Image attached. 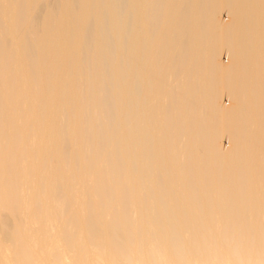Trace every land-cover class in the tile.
I'll use <instances>...</instances> for the list:
<instances>
[{
    "label": "bare ground",
    "instance_id": "bare-ground-1",
    "mask_svg": "<svg viewBox=\"0 0 264 264\" xmlns=\"http://www.w3.org/2000/svg\"><path fill=\"white\" fill-rule=\"evenodd\" d=\"M0 264H264V0H0Z\"/></svg>",
    "mask_w": 264,
    "mask_h": 264
},
{
    "label": "rangeland",
    "instance_id": "rangeland-1",
    "mask_svg": "<svg viewBox=\"0 0 264 264\" xmlns=\"http://www.w3.org/2000/svg\"><path fill=\"white\" fill-rule=\"evenodd\" d=\"M221 14H222L221 16H222L224 19L227 18L226 13H224V11H222ZM224 16H225V17H224ZM223 53H224V52H223ZM223 53H221L220 56H221L222 59L224 58V61H226V55H224ZM222 54H223V55H222ZM225 97H226L225 95L222 96V101H224V100L226 99V100H225V103H227L228 100H227V98H225ZM226 141H227V140L224 138L223 142H225V145L227 146Z\"/></svg>",
    "mask_w": 264,
    "mask_h": 264
}]
</instances>
